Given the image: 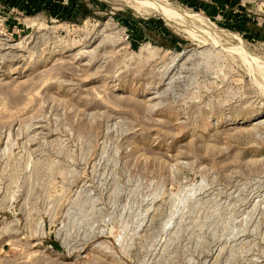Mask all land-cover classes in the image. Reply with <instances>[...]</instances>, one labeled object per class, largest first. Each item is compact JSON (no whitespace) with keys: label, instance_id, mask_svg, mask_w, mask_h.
<instances>
[{"label":"rangeland","instance_id":"1","mask_svg":"<svg viewBox=\"0 0 264 264\" xmlns=\"http://www.w3.org/2000/svg\"><path fill=\"white\" fill-rule=\"evenodd\" d=\"M82 1L0 0V264H264V0Z\"/></svg>","mask_w":264,"mask_h":264},{"label":"trees","instance_id":"2","mask_svg":"<svg viewBox=\"0 0 264 264\" xmlns=\"http://www.w3.org/2000/svg\"><path fill=\"white\" fill-rule=\"evenodd\" d=\"M78 16L80 19H84L91 15V12L87 6V4L82 0H74V5L72 8V15ZM73 19V18H69ZM262 29V28H261Z\"/></svg>","mask_w":264,"mask_h":264}]
</instances>
